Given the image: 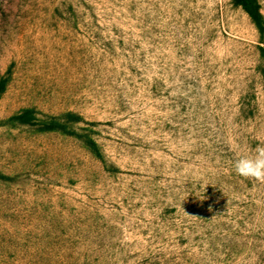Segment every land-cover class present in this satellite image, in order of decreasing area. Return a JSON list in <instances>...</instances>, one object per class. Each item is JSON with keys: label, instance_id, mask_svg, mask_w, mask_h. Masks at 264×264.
Returning <instances> with one entry per match:
<instances>
[{"label": "rangeland", "instance_id": "1", "mask_svg": "<svg viewBox=\"0 0 264 264\" xmlns=\"http://www.w3.org/2000/svg\"><path fill=\"white\" fill-rule=\"evenodd\" d=\"M255 1L0 0V264H264Z\"/></svg>", "mask_w": 264, "mask_h": 264}, {"label": "clouds", "instance_id": "2", "mask_svg": "<svg viewBox=\"0 0 264 264\" xmlns=\"http://www.w3.org/2000/svg\"><path fill=\"white\" fill-rule=\"evenodd\" d=\"M253 151V156L241 157L234 161L235 173L245 180L264 182V144H257Z\"/></svg>", "mask_w": 264, "mask_h": 264}, {"label": "trees", "instance_id": "3", "mask_svg": "<svg viewBox=\"0 0 264 264\" xmlns=\"http://www.w3.org/2000/svg\"><path fill=\"white\" fill-rule=\"evenodd\" d=\"M231 1L234 6L241 8V10L246 14V16L256 27L260 26L261 18L257 10L255 0H231Z\"/></svg>", "mask_w": 264, "mask_h": 264}]
</instances>
